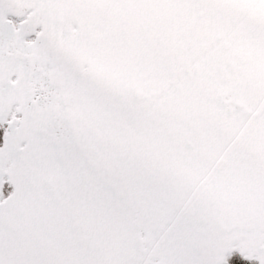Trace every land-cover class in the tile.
<instances>
[{"label": "snow or ice", "instance_id": "1", "mask_svg": "<svg viewBox=\"0 0 264 264\" xmlns=\"http://www.w3.org/2000/svg\"><path fill=\"white\" fill-rule=\"evenodd\" d=\"M0 264H264V0H0Z\"/></svg>", "mask_w": 264, "mask_h": 264}]
</instances>
